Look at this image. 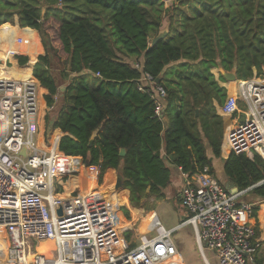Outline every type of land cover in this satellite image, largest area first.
<instances>
[{
    "label": "trees",
    "instance_id": "obj_1",
    "mask_svg": "<svg viewBox=\"0 0 264 264\" xmlns=\"http://www.w3.org/2000/svg\"><path fill=\"white\" fill-rule=\"evenodd\" d=\"M70 1L65 6V0H5L0 53L13 65L14 53L35 60L44 50L32 76L48 109L60 90L53 68L62 65L58 76L69 82L51 125L63 134L59 151L69 169L62 174L60 190L76 195L94 189L98 213L110 228L107 216L117 203L128 198L139 207L148 197H164L171 185L169 165L188 175L208 167L215 176L212 159L221 156L223 120L213 101L221 105L226 90L212 70L235 69L237 80L264 75V0H170L168 7L162 0ZM15 18L23 36L8 25ZM49 19L58 25L56 45L48 33ZM164 19L168 34L151 46ZM27 56H16L19 66L28 63ZM146 75L159 83L144 85ZM219 81L224 82L221 76ZM156 85L166 94L160 116L155 113ZM115 171L122 178L119 191L114 190ZM223 173L238 191L251 188L246 193L264 200L259 156L231 153L223 160ZM119 210L129 217L126 208ZM258 211L253 206L256 220ZM116 218L123 220L119 213ZM259 220L264 228V208ZM7 250L0 240V264H8ZM262 263L259 254L254 264Z\"/></svg>",
    "mask_w": 264,
    "mask_h": 264
},
{
    "label": "built area",
    "instance_id": "obj_2",
    "mask_svg": "<svg viewBox=\"0 0 264 264\" xmlns=\"http://www.w3.org/2000/svg\"><path fill=\"white\" fill-rule=\"evenodd\" d=\"M18 54L12 56L16 63ZM3 65L9 68L12 63L2 51ZM17 68L28 67L17 63ZM29 71L22 79L0 77V228L9 264H178L174 260L180 254L171 235L186 225L192 228L206 263L204 252L209 251L217 264H254L262 242L256 233L253 204L239 200L251 189L233 193L208 167L193 175L179 168L183 184L178 197L185 211L180 225L167 230L152 211L135 246L129 249L123 237L115 245L113 229L105 224L104 214L99 215L94 193L71 195L60 190L62 174L69 170L59 151L62 135L45 132L46 105L41 86ZM142 83L155 81L146 75ZM155 93V113L160 116L166 94L158 85ZM219 110L226 118L222 149L225 146L228 154L248 158L257 155L264 161V75L237 80L234 93ZM47 241L54 246L48 257L37 249Z\"/></svg>",
    "mask_w": 264,
    "mask_h": 264
},
{
    "label": "rangeland",
    "instance_id": "obj_3",
    "mask_svg": "<svg viewBox=\"0 0 264 264\" xmlns=\"http://www.w3.org/2000/svg\"><path fill=\"white\" fill-rule=\"evenodd\" d=\"M5 3V0H0V7H2ZM59 4L61 2H58ZM58 4V6H59ZM65 6L71 5V1L70 0H65ZM170 5V0L169 1H165V6L168 7ZM11 30L16 31V34H19L21 36H23V29H20L19 27H17V20L16 18L14 19V24H9ZM46 25L48 27V33L50 35V37L52 38V43L54 45L57 44V22L53 19H49L46 22ZM166 26L165 24V19L163 20V24H162V28H164ZM27 29V28H25ZM37 38L41 44V39L39 37V35L37 34ZM42 46V45H41ZM43 49V47H42ZM44 52V50H43ZM43 53L39 54L42 55ZM19 56H27L26 54L20 53L18 54ZM37 55L35 57V59H37V57L39 56ZM60 55H63L62 51H60ZM29 58V56H27ZM14 64L17 67V63L15 61V59H13ZM8 67H11L10 65H7ZM13 66V65H12ZM4 67V65H3ZM24 67H28L27 70L28 72H30L29 70L33 69V65L29 63V59H28V63L24 65ZM23 68V67H20ZM54 69V73H55V77L57 78L58 84H59V93L58 95L55 97L56 98V102H55V106L52 108H47L45 109V115H44V130L45 132L49 135V133L51 131L54 130V132H59L58 129H54L51 127L53 119L55 117V112L57 111L58 107L62 104V90L65 86V84L67 82H69V79L66 80H62L64 78V76L59 77V72L62 70V65L57 66ZM214 70V69H213ZM58 71V72H57ZM64 69L61 71V74L63 73ZM215 74V79H216V73L217 71L213 72ZM256 75V74H255ZM73 77V76H71ZM224 80V79H223ZM235 82L236 81H231V82H226L224 80L223 84L227 85V89L230 95H232L234 93V88H235ZM232 84L233 91L229 90L230 86ZM42 87H40V91H41ZM44 107V106H43ZM220 111V110H219ZM216 113L220 115V113L216 110ZM222 117V115H220ZM226 119V118H224ZM225 124L223 126V134H224V130H225ZM223 139V138H222ZM221 151H223V153H226L227 149L225 146H223L222 149V142H221ZM224 155V154H223ZM61 160L59 161L58 167H60L62 165ZM117 175H120L119 172L115 171V183H114V190L115 186H116V181H117ZM219 174L217 173L216 176H218ZM180 176H181V172H180ZM88 177V176H87ZM96 176L94 177V182H95ZM182 179V176H181ZM218 179V178H217ZM183 180V179H182ZM219 182H221L218 179ZM222 183V182H221ZM104 184H105V179H104ZM103 184V186H104ZM102 186V187H103ZM101 188V187H99ZM99 188H95V192H97L99 190ZM178 190V188H174L172 189L171 187H168L166 190H164V197L162 199H155L153 196L148 197L147 199L143 200L141 202V206L139 207H134L131 206L129 204L128 198H126V202L123 204H119L117 203V206H115V192H113V196H112V201H113V207L115 206V210H110L109 211V215L107 216L108 220L107 222L109 223V225L111 226L109 229H116L117 225H123L121 224L124 220L126 222H133L131 224V228L130 230L126 231V232H122L124 229H121L120 231V235L121 238L123 237L124 240L127 243V247L129 249H131L133 246H135V244L137 243V237L139 234V225L140 223L143 221V219L150 214L152 211H154L157 214V222L159 225L163 226L165 229L167 230H173L175 227H177L178 225L181 224V222L185 219V211L181 208V206H179L180 200L179 197H177L179 194L176 193ZM93 190H89V191H84L81 190V193H94ZM119 191V190H117ZM241 202H249L250 204H253V206H257L260 210V208L262 206H264V200L255 197L254 195H252L251 193H245L240 199ZM156 201V202H155ZM120 207L126 208L129 212V217L126 218L123 215V212L120 211ZM138 210L139 213L137 215L136 220H133V210ZM121 215V218L123 219L122 221H120L121 219H117L116 215L117 214ZM132 214V215H131ZM258 214V212H257ZM106 221V219H105ZM260 221V220H259ZM119 222V223H118ZM106 224V222H105ZM107 228V227H106ZM172 240L175 242L178 252L182 257L183 263L184 264H207L202 256V253L200 252V249L195 241V235L194 232L192 230V228L188 225L186 226H182L180 229H178L177 231H175L174 233H172ZM192 240V241H191ZM205 257L207 258L208 264H217L216 259L213 255V253L209 252V251H205L204 252ZM260 255L263 258V263L264 264V248H262ZM180 257V256H179Z\"/></svg>",
    "mask_w": 264,
    "mask_h": 264
},
{
    "label": "crops",
    "instance_id": "obj_4",
    "mask_svg": "<svg viewBox=\"0 0 264 264\" xmlns=\"http://www.w3.org/2000/svg\"><path fill=\"white\" fill-rule=\"evenodd\" d=\"M9 25V24H8ZM34 31V30H33ZM36 32V31H35ZM37 33V32H36ZM38 34V33H37ZM43 53V52H42ZM128 61L129 62H134L133 61V58H129L128 59ZM214 71H217V77H216V80L218 81V84L221 86V87H223L225 90H226V97L228 96V95H230L229 94V92H228V89H227V85H225V84H223V82H221V81H219V73H218V69H214V70H212V73L214 72ZM214 74V73H213ZM255 75V74H254ZM214 76H215V74H214ZM230 90V89H229ZM225 97V98H226ZM224 102V101H223ZM213 105L215 106V109L220 113V111H219V108H220V106L222 105H218L215 101H213ZM219 115V114H218ZM221 115V114H220ZM219 115V116H220ZM222 120H223V126H224V124L226 123V121H225V119L222 117ZM59 130V129H58ZM54 134H55V132H54ZM59 134L60 135H63L62 134V132L59 130ZM62 137V136H61ZM206 153H207V156L209 157V158H211L212 159V155H211V151L208 149V148H206ZM224 154V155H223ZM229 154L226 152V153H223V151H221V156H220V158H218V159H215V158H213L212 159V165H213V170H214V174H215V176L217 175V173L219 174L218 176H216V178H218L221 182H222V184H224V186L227 188V189H229V190H231L232 188H231V186H232V183L230 182V181H228L227 179H226V177H225V175H224V173H223V160L228 156ZM169 167H170V169H171V185L169 186V187H171L172 189H174V188H178V190H177V192L176 193H178L179 194V190H180V188H181V186H182V184H183V180L181 179V176H180V170H179V168H177V167H175L174 165H169ZM90 179H91V176H90ZM91 181V180H90ZM178 197V196H177ZM156 202V201H155ZM264 207L262 206L261 208H260V210L258 211V214H257V220L256 219H254V223L256 224V226H257V228H258V230H259V237H260V240H261V242H262V248H264V228L262 227V225H261V223H260V221H259V213L262 211V209H263ZM126 221H123V223H125ZM141 224H142V222L140 223V225H139V227L141 226ZM113 233H115V232H113ZM2 236H3V234H1L0 233V240H2ZM3 241V240H2ZM180 257H181V255H180ZM181 259H182V257H181ZM208 264V263H207Z\"/></svg>",
    "mask_w": 264,
    "mask_h": 264
},
{
    "label": "bare ground",
    "instance_id": "obj_5",
    "mask_svg": "<svg viewBox=\"0 0 264 264\" xmlns=\"http://www.w3.org/2000/svg\"><path fill=\"white\" fill-rule=\"evenodd\" d=\"M29 59L31 61L34 60L32 56H30ZM21 70H24V69L17 68L15 64H13V66H11L9 68H7V67H0V77L6 76V77H10V78H15V79L16 78L22 79V78H26V77L29 76V73L30 72H27L25 74H21ZM231 87H232V84L230 85V90L233 91V88H231ZM53 135H54V133H53ZM138 213H139L138 210H136V209L133 210V215L131 214L133 216V220H136ZM151 215H152V213L148 214L143 219L142 224H141V226L139 227V230H138L139 233H144L145 232L146 225H147L148 221L150 220ZM132 223L133 222H130V223L129 222H125V223L122 222L121 224H123V225H118L116 229H113V232H115V233L112 232V240H113V243L115 245H118L119 242H120V240H121V235H120L121 229L130 227ZM0 233L3 234L2 240H3L4 244L7 245L4 231L1 228H0ZM37 249H38V252H40V253H48V251H49V249H41L40 248V245L38 246ZM174 261L177 262L178 264H184L183 263V260L180 259L179 255H177L175 257V260ZM164 264H168V263L166 262Z\"/></svg>",
    "mask_w": 264,
    "mask_h": 264
},
{
    "label": "water",
    "instance_id": "obj_6",
    "mask_svg": "<svg viewBox=\"0 0 264 264\" xmlns=\"http://www.w3.org/2000/svg\"><path fill=\"white\" fill-rule=\"evenodd\" d=\"M156 1H158V0H156ZM162 1L165 2V1H169V0H162ZM168 25H169V24L167 23L166 26H165L164 28L160 29V30L158 31L157 35H156L154 38H152V39L150 40V45H151V46H153V45L156 44L158 41H160V40H162V39H164V38L166 37V35L168 34ZM35 62H36V59L33 60V61H31V60L29 59V63H30V64L34 65ZM218 73H219V75H220V76H221L226 82L237 81V77H236V71H235V69H232L231 71H224V70L218 68ZM155 83L158 84V83H159V80L156 79V80H155ZM196 112H197V111H196ZM92 141H93V137H92V138L90 139V141H89V144H88L89 146L91 145ZM120 155H121V156L124 155V150H123V149L120 150ZM231 188H232L231 190H232L233 193L237 191L236 187H235L233 184H232ZM115 189H117V190H122V178H121L120 175H117V181H116ZM249 189H251V188H249ZM249 189H248V190H249ZM60 214H61V210H58V215H60ZM40 248H41V249H49V250H53V249H54V246H53V244H52L51 242L47 241V242H45V243H41V244H40Z\"/></svg>",
    "mask_w": 264,
    "mask_h": 264
}]
</instances>
